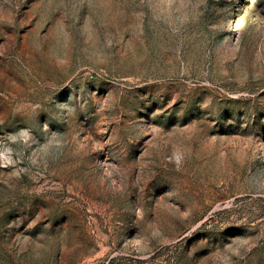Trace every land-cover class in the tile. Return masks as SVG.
Masks as SVG:
<instances>
[{
    "label": "rangeland",
    "instance_id": "1",
    "mask_svg": "<svg viewBox=\"0 0 264 264\" xmlns=\"http://www.w3.org/2000/svg\"><path fill=\"white\" fill-rule=\"evenodd\" d=\"M0 264H264V0H0Z\"/></svg>",
    "mask_w": 264,
    "mask_h": 264
}]
</instances>
